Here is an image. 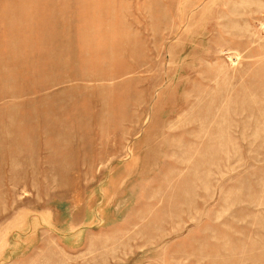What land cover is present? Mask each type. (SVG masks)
I'll return each instance as SVG.
<instances>
[{
	"label": "rangeland",
	"instance_id": "374dc122",
	"mask_svg": "<svg viewBox=\"0 0 264 264\" xmlns=\"http://www.w3.org/2000/svg\"><path fill=\"white\" fill-rule=\"evenodd\" d=\"M0 264H264V0H0Z\"/></svg>",
	"mask_w": 264,
	"mask_h": 264
}]
</instances>
